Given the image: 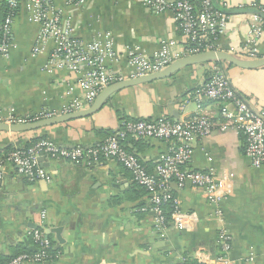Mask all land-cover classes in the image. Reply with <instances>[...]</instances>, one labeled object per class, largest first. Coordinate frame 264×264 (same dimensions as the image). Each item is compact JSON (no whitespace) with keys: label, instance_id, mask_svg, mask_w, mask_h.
Here are the masks:
<instances>
[{"label":"crops","instance_id":"crops-1","mask_svg":"<svg viewBox=\"0 0 264 264\" xmlns=\"http://www.w3.org/2000/svg\"><path fill=\"white\" fill-rule=\"evenodd\" d=\"M222 1L227 9H253L257 3L264 14V0L217 3ZM65 2L56 0L55 4L65 18H70L74 38L87 44L103 34L105 42V34L110 33L115 57L106 59L105 67L116 75L128 76L130 53L152 58L161 39L174 40L178 45L184 41L171 11L151 13L142 0H90L82 8L68 7ZM2 12L0 0V33ZM229 17L226 33L218 38V50H242L249 40L251 14ZM38 34L39 25L29 21L24 3L20 4L11 32L13 47L8 57H0V119L43 111L61 113L82 100L78 80L88 69L83 67L75 73L66 66L50 65L55 48L52 41L42 53L34 54ZM255 49L257 56L264 55V36ZM180 50L174 48L175 52ZM210 64L188 67L168 79L116 92L87 118L28 133H0V264L21 255L27 247L38 252L33 237L36 231L59 249L51 264H184L186 259L212 264L223 233L229 237L231 264H264V164L251 166L245 156V139L235 130H216L194 142L187 168L213 170L227 195L219 206L222 217L216 218V207L203 190L174 188L177 211L189 217V229L181 231L172 225L162 229L156 226L146 193L114 160L74 164L43 155L39 165L50 181L33 182L20 175L9 160V150L24 149L36 138L65 149L87 150L121 130L124 122L185 120L200 114L218 121L217 105L200 96ZM221 68L237 94L251 108L264 111V68L249 71L226 64ZM123 146L153 174L170 143L128 137ZM59 227L63 244L50 232Z\"/></svg>","mask_w":264,"mask_h":264},{"label":"built area","instance_id":"built-area-1","mask_svg":"<svg viewBox=\"0 0 264 264\" xmlns=\"http://www.w3.org/2000/svg\"><path fill=\"white\" fill-rule=\"evenodd\" d=\"M90 0H66L71 8L85 7ZM56 0H7L8 13L1 23L0 57H8L11 48L13 20L24 3L30 22L39 25L38 43L34 54L42 53L47 42L54 43V53L50 65L66 66L78 73L81 68L88 70L78 80L83 91L82 100L75 101L63 112L43 111L40 114L14 117L10 115L0 122L24 124L58 115L84 110L90 107L97 95L107 86L127 79L139 78L162 71L172 62L205 51L218 50L217 41L222 37L229 24V15L214 9L213 0H142L148 11L160 14L171 11L177 30L184 40L180 45L174 40L161 39L159 50L149 58L141 53H130L128 57L127 77L116 75L105 67L108 58L115 57L110 33L103 34L91 43L83 44L72 36L73 25L70 18H65L57 8ZM227 9L225 3L220 2ZM257 12L260 8L252 7ZM249 40L242 50L231 48L229 53L242 58L257 59L255 46L264 36V20L260 14H251L248 29ZM180 47L175 52L174 48ZM208 80L200 91L202 99L215 103L218 107V121L209 115H195L185 120L162 119L159 121L124 122L121 130L109 135L103 143L90 148L76 147L65 149L50 141L42 140L29 149H15L9 160L17 167L18 173L30 181H50L48 173L39 165V155H46L51 160H64L70 163H99L102 160H114L127 170L136 186L145 190L148 199V210L154 215L159 229L172 225L176 230H188V214L177 211L174 188L181 190L186 186L203 190L210 203L216 207V218L222 217L219 208L222 199L227 195L226 189L218 182L213 172L194 171L187 168L193 153V144L198 139L209 137L214 131L235 130L245 139V156L251 166L260 168L264 164V111L251 108L233 89L222 68L214 63L208 68ZM143 140H165L170 143L169 150L155 164L153 174L149 173L139 158L128 153L123 143L128 138ZM172 207L170 218L164 215L163 205ZM38 245L37 253L21 254L6 264H42L46 258L45 249L50 242L36 231L33 233ZM220 247L211 258L212 264H231L229 260V237L225 233L220 239ZM198 260L197 264H201Z\"/></svg>","mask_w":264,"mask_h":264},{"label":"water","instance_id":"water-1","mask_svg":"<svg viewBox=\"0 0 264 264\" xmlns=\"http://www.w3.org/2000/svg\"><path fill=\"white\" fill-rule=\"evenodd\" d=\"M213 7L214 9L225 15L260 14L261 18L264 20V14L257 12L256 10L251 8L225 9L222 8L217 3V0H213ZM216 62L249 71L264 68V56L257 59H248L221 50L205 51L194 55H188L172 62L170 65H168L165 69H163L160 72L139 78L127 79L105 87L97 95L93 104L84 110L58 115L52 118L42 119L39 121H34L24 124H8L6 122H0V133H12V134L28 133V132L38 131L43 128L64 124L69 121L87 118L97 113L106 104L110 96L116 92H119L121 90L130 87H135L139 85L149 84L156 81H162L168 79L177 72H179L180 70L188 67H192L196 65H204L208 63H216ZM42 161H43V155H39L38 162L41 163ZM50 232L56 235V240L59 244L64 243L61 237V232H62L61 227L53 228L50 230ZM27 250L29 252H34L36 249L32 247H27Z\"/></svg>","mask_w":264,"mask_h":264},{"label":"trees","instance_id":"trees-1","mask_svg":"<svg viewBox=\"0 0 264 264\" xmlns=\"http://www.w3.org/2000/svg\"><path fill=\"white\" fill-rule=\"evenodd\" d=\"M2 3H3V12H2V18H4V16L8 13V6H7V0H2ZM256 6H259V4H257L256 3ZM262 9V8H261ZM263 10V9H262ZM0 39H1V33H0ZM216 66H218V67H222V64L223 63H219V62H216V63H214ZM208 76H209V74H208ZM108 135H111V133L110 134H108ZM39 141H41V138H36V139H34L33 141H32V144L31 145H29L28 147H26V148H24V149H29V148H31L32 146H34L35 144H37ZM10 152H12L13 150H9ZM9 152V153H10ZM138 187V186H137ZM139 189H141V188H139ZM144 193H146L145 192V190H143V189H141ZM163 210H164V215H165V217L167 218V219H169L170 218V213L172 212V207H171V205L170 204H168V203H165V205H163ZM38 250H40V249H38ZM45 252H46V258L44 259V261L42 262V264L43 263H49V264H51V263H53L55 260H56V258H57V255H58V253H59V249H55V248H53L52 247V245L50 244V246H49V248H47V249H45ZM35 252H29V251H27V250H25L23 253H20V254H34ZM37 253V252H36ZM19 254V253H18ZM17 254V255H18ZM16 256V255H15ZM11 260V259H10ZM9 259L7 260V261H5L4 262V264H6L7 262H9L10 261ZM184 264H197L194 260H189V259H186L185 260V262H184Z\"/></svg>","mask_w":264,"mask_h":264},{"label":"rangeland","instance_id":"rangeland-1","mask_svg":"<svg viewBox=\"0 0 264 264\" xmlns=\"http://www.w3.org/2000/svg\"><path fill=\"white\" fill-rule=\"evenodd\" d=\"M209 74V73H208Z\"/></svg>","mask_w":264,"mask_h":264}]
</instances>
